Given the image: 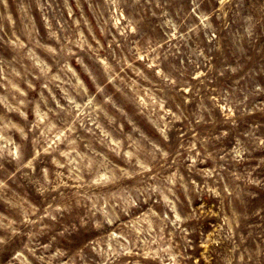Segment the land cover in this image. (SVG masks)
Instances as JSON below:
<instances>
[{
	"label": "rangeland",
	"instance_id": "374dc122",
	"mask_svg": "<svg viewBox=\"0 0 264 264\" xmlns=\"http://www.w3.org/2000/svg\"><path fill=\"white\" fill-rule=\"evenodd\" d=\"M0 264H264V0H0Z\"/></svg>",
	"mask_w": 264,
	"mask_h": 264
}]
</instances>
